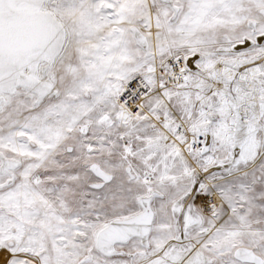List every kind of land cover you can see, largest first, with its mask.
<instances>
[{"label": "snow or ice", "instance_id": "snow-or-ice-1", "mask_svg": "<svg viewBox=\"0 0 264 264\" xmlns=\"http://www.w3.org/2000/svg\"><path fill=\"white\" fill-rule=\"evenodd\" d=\"M0 264H264V0H0Z\"/></svg>", "mask_w": 264, "mask_h": 264}]
</instances>
